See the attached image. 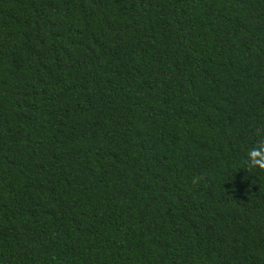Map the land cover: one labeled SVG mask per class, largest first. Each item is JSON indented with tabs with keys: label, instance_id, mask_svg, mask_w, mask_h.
Here are the masks:
<instances>
[{
	"label": "trees",
	"instance_id": "trees-1",
	"mask_svg": "<svg viewBox=\"0 0 264 264\" xmlns=\"http://www.w3.org/2000/svg\"><path fill=\"white\" fill-rule=\"evenodd\" d=\"M264 0H0V264H264Z\"/></svg>",
	"mask_w": 264,
	"mask_h": 264
},
{
	"label": "clouds",
	"instance_id": "clouds-1",
	"mask_svg": "<svg viewBox=\"0 0 264 264\" xmlns=\"http://www.w3.org/2000/svg\"><path fill=\"white\" fill-rule=\"evenodd\" d=\"M248 162L258 169H264V139H260L247 151Z\"/></svg>",
	"mask_w": 264,
	"mask_h": 264
}]
</instances>
